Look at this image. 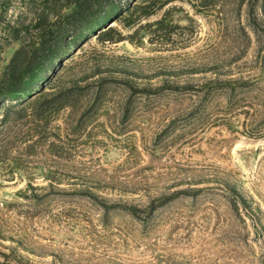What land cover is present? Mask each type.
Masks as SVG:
<instances>
[{
    "label": "rangeland",
    "instance_id": "1",
    "mask_svg": "<svg viewBox=\"0 0 264 264\" xmlns=\"http://www.w3.org/2000/svg\"><path fill=\"white\" fill-rule=\"evenodd\" d=\"M91 1L0 100V264H264V0Z\"/></svg>",
    "mask_w": 264,
    "mask_h": 264
},
{
    "label": "trees",
    "instance_id": "2",
    "mask_svg": "<svg viewBox=\"0 0 264 264\" xmlns=\"http://www.w3.org/2000/svg\"><path fill=\"white\" fill-rule=\"evenodd\" d=\"M86 1L61 0V3H56L53 0L48 9H42L33 19L29 29L28 24L20 22V16L5 19L7 12L13 9V0H0V49L11 43L17 45L8 61L0 67V100L5 101L18 95L22 86L28 85L26 80L34 78L44 64L50 65L56 53L58 37L63 31L58 21L74 17V25L85 20L87 14L82 13V6ZM103 1L91 2L99 4ZM48 15H53V20H49Z\"/></svg>",
    "mask_w": 264,
    "mask_h": 264
}]
</instances>
